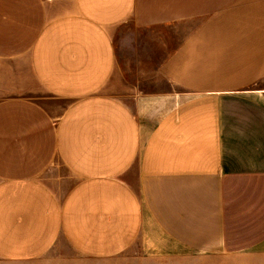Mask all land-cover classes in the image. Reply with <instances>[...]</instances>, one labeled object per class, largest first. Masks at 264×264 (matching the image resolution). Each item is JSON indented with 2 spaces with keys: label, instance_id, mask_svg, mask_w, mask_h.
Returning a JSON list of instances; mask_svg holds the SVG:
<instances>
[{
  "label": "crops",
  "instance_id": "0c3cea01",
  "mask_svg": "<svg viewBox=\"0 0 264 264\" xmlns=\"http://www.w3.org/2000/svg\"><path fill=\"white\" fill-rule=\"evenodd\" d=\"M124 25L171 30L163 88L125 83ZM239 177L264 179V0H0L1 261L61 239L93 260L264 257V235L229 247ZM262 190L238 222L264 220Z\"/></svg>",
  "mask_w": 264,
  "mask_h": 264
},
{
  "label": "rangeland",
  "instance_id": "374dc122",
  "mask_svg": "<svg viewBox=\"0 0 264 264\" xmlns=\"http://www.w3.org/2000/svg\"><path fill=\"white\" fill-rule=\"evenodd\" d=\"M170 33L171 30L168 31L164 28L136 30L130 25H124L119 29L116 38L128 35L132 39L123 50L118 49L119 65L124 71L125 83L128 86L134 85L137 90L143 91L164 87V82L162 77L157 74L156 67L164 54V50H166V48L161 47V43ZM123 90L116 87L110 89L116 94H123ZM120 96L124 97V95ZM224 185L229 247L235 249L253 240L257 234H260L259 237L264 235V220L238 222L240 218L249 217L254 212L253 210L240 209L243 203L252 201L249 199L252 194L249 195L246 192L252 186H259L263 190L253 196L260 194L262 197L264 179L256 177L227 178ZM239 209L240 211H238ZM133 255L132 252L128 251L110 259H88L73 253L68 244L61 239L53 249L42 257L15 263L0 260V264H264V257L262 256L230 252L198 253L185 251L181 256L160 258H140L133 257Z\"/></svg>",
  "mask_w": 264,
  "mask_h": 264
}]
</instances>
